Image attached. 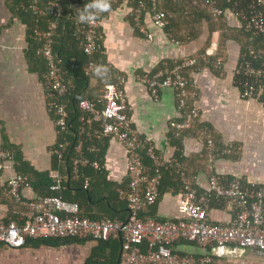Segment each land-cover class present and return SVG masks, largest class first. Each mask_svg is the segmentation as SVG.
<instances>
[{"label":"built area","instance_id":"1","mask_svg":"<svg viewBox=\"0 0 264 264\" xmlns=\"http://www.w3.org/2000/svg\"><path fill=\"white\" fill-rule=\"evenodd\" d=\"M62 0H27L21 3L38 16L51 15L42 30H35L41 45L36 53L40 55L46 65L49 79L48 90L45 93L46 106L56 118V127L67 124V103L58 101V97L67 94L60 59L53 50V33L57 26L56 19L62 12ZM107 0L110 7L107 10L91 9L94 18L88 22L75 21L74 35L87 56L84 67L86 75L110 77L112 82L105 84L103 93L95 98H83L78 102L82 112L79 119L77 143L74 147L77 154H81L83 137H110L119 142L127 151L126 173L128 183L125 187H117L118 197L126 202L128 214L125 219L100 218L91 219L80 213L77 202L67 201L59 196L50 195L37 200H21V185L25 176L15 173L7 183L8 193L17 200H21L25 209L21 212L22 220H0V242L5 246L17 249L24 246L25 236L30 237H66L80 236L92 239L109 240L121 238L119 264H229L243 259L246 250H264V182L247 183L240 175L228 180H222L218 175H209L207 187L199 189L192 181L194 176L188 177L180 162L174 155H164L156 146L142 136L133 126L127 102V93L123 88L126 75L119 70H112V65L102 56L101 18L108 13L115 12L129 5L126 15L135 27H140L144 15H149L152 23L162 29L176 44L181 41L172 37L169 30L171 13L162 8L163 0ZM227 6L216 5V0H208L211 13L217 16L233 17L236 29L248 35L251 42L254 38L261 39L264 45V0H225ZM92 0L84 2V8ZM27 7H25V5ZM82 10V11H83ZM145 36L152 38L145 32ZM215 48H208L206 53H214ZM202 56V54H201ZM174 65L158 68L154 72L134 74V79L148 88L156 98L162 88L171 89L177 98V107L184 115L181 122L171 120L169 125L175 129L189 128L194 119L199 117L195 99L197 97V70L200 68L199 57L194 55L182 56L173 60ZM216 68L223 66L222 59L214 63ZM187 75L183 71L190 69ZM233 74L243 77L239 92L242 98H252L260 91H264V55L253 45L247 44L240 50L238 61L234 65ZM94 81V80H93ZM192 100L193 105L186 110V101ZM185 113V114H184ZM209 146H213L210 138ZM69 145L68 141L59 143V147L51 148V154L61 156ZM231 146V145H230ZM229 146V147H230ZM232 148V146H231ZM230 148V149H231ZM94 150L95 147H90ZM230 149L218 151L224 154ZM145 156L151 160L156 169L168 165L180 177L179 192L185 201V216L176 219L158 220L152 217L142 219L138 211L156 202L159 195L160 172L150 174V166L144 163ZM0 158L9 159V152L0 150ZM91 165L94 169L103 167L97 159L89 161L86 157H76L72 161L71 175L78 177L82 166ZM49 175L57 177V172L50 170ZM88 185L85 178L84 187ZM59 188L58 184L51 189ZM222 199L225 207L232 213L230 220L225 222H211L207 212L212 200ZM187 241L200 246L201 254L178 253L173 244ZM221 259L217 262L215 259ZM223 261V262H222Z\"/></svg>","mask_w":264,"mask_h":264},{"label":"crops","instance_id":"2","mask_svg":"<svg viewBox=\"0 0 264 264\" xmlns=\"http://www.w3.org/2000/svg\"><path fill=\"white\" fill-rule=\"evenodd\" d=\"M125 5L126 7L115 12L105 14L101 18L100 29L106 61L112 68L126 75L123 88L131 107L133 126L164 155H174L178 149L184 156L201 153V133L184 137L180 148H176L171 142L172 127L169 123L171 120L180 121L182 116L174 92L169 88H162L154 98L146 86L134 79V74L152 73L165 60L173 61L182 56L193 55L204 44L208 33L206 25L203 33L196 39L176 44L152 23L149 15H144L140 27H135L125 14L129 6L127 3ZM226 20L230 27L237 28L233 17L228 16ZM145 32L152 38L145 36ZM217 39L218 33L214 32L210 47L215 50ZM27 47L25 23L12 15L8 0H0V150H5L1 147L5 136L8 143L19 148L23 159L32 167L47 170L51 165V148L56 141L57 130L46 106V86L37 72L29 68ZM240 50L238 41L227 40L226 49L219 57L223 61L222 68H216L215 61L211 66H200L195 73L198 79L195 99L198 119L210 126L223 147L215 150L207 166L208 170L199 171L194 176L195 184L201 188L207 187L209 175H218L222 180L240 175L247 183L264 182V91L252 98L240 97L239 87L233 79V68ZM105 142L102 165L108 179L120 187L127 180V151L113 138L107 137ZM221 149L230 150L222 155L218 153ZM15 173L12 158H0V220H10L12 212L18 216V222H21V212L25 206L13 209V200L6 190L8 180ZM21 193L26 200L37 197L30 186H23ZM184 205L185 201L179 191H168L158 198L154 215L159 219L181 218L185 216ZM125 210L127 211V207ZM207 217L211 222H225L231 219L232 213L225 204L211 205ZM93 243L94 241L91 246ZM41 246L54 247H23L26 250H37ZM173 246L177 252L182 253L201 254L203 251L200 246L187 241L176 242ZM59 247L65 248L64 245ZM48 250H45L46 254L41 259L37 257L39 262L14 260L10 264H53ZM246 257L251 261L260 260ZM242 260L235 264H240ZM57 264L63 263L58 261Z\"/></svg>","mask_w":264,"mask_h":264},{"label":"trees","instance_id":"3","mask_svg":"<svg viewBox=\"0 0 264 264\" xmlns=\"http://www.w3.org/2000/svg\"><path fill=\"white\" fill-rule=\"evenodd\" d=\"M26 1L27 0H8V6L12 15L20 19L26 25V39L28 41L26 51L27 62L29 68L37 72L40 76L47 91L49 79L47 77L45 61L36 53L37 48L41 45V40L37 37L35 30L44 29L47 24V19L49 17H53L51 15L38 16L29 9L21 8L20 4L25 3ZM85 1L86 0H62V12L60 17L56 19L57 26L53 33V50L60 59L64 83L67 87V94L63 97H58L57 100L67 103L68 119L65 126L56 127L57 137L52 147L58 148L59 143H63L64 141H68L69 145L66 150L63 151L61 156L56 153L52 154L51 165L47 170H37L32 167L28 161L23 159L19 148L14 144L8 143L5 136L1 147L9 152V156L13 160L16 172L26 177L21 185V188L25 185L30 186L36 192L37 197L32 200H37L45 196L56 195L64 200L77 202L80 213L90 217L91 219H125L128 212L125 210L126 202L118 197L116 189L119 185L108 179L106 170L103 167L100 169H94L89 164L82 166L79 170L77 178H73L70 173L72 161L76 157H86L89 161L97 159L100 164H103L102 154L106 143L105 139H107V137H83L84 141L81 154H77L75 152L74 147L77 143L76 139L78 125L80 123L79 119L82 115V112L78 107V102L83 98H95L100 96L103 93L105 84L113 81L110 77L95 76L93 77L94 81L91 82V76L94 75L89 76L85 74L84 67L87 62V56L84 54L82 47L74 35L75 21L78 18V14L83 10ZM207 1L208 0L162 1V8L164 11L166 13H171L169 25L165 28V30H169L173 38L181 42L196 39L203 33L206 25L208 33L204 44L193 54L194 56L199 57L200 66H211L213 62L217 61V59L223 55V52L226 49V42L229 39L238 41L241 45V49H243L245 45L251 44L262 55H264V45L261 43V39L254 38L251 42H249L248 35L240 29L233 28L232 26L230 27L225 16L212 14L210 12V3ZM127 2L130 4L131 1L127 0ZM216 2L218 7L228 5L225 0H216ZM24 5L27 7L26 4ZM137 32L139 34L142 33L140 31ZM214 32L218 33L216 51L214 53L207 54L206 51L212 44V34ZM99 55L105 60L104 53H98L97 57ZM164 64L169 67L174 65L172 60H165V62L160 63L157 68L164 67ZM112 70L115 69L112 68ZM190 70L191 68L186 69L183 71V74L187 75ZM233 79L239 87V90H241L242 86L240 82L243 81V77L234 75ZM186 104V110L189 111L193 105V101L187 100ZM50 113L54 120L56 115L52 111H50ZM183 117L184 115L182 114L179 122L184 120ZM199 133H201L203 137V148L201 153L184 156L179 149L174 153V156L180 162L182 169L188 177L195 176L199 171L206 172V170H208L207 166H209L210 159L213 158L212 156L215 154V150L223 147L215 138L210 126L206 123L200 122L198 117L194 119L189 128L175 129L172 127V132H170L171 142L176 148H180L184 137ZM208 138L212 140L213 146L208 145ZM92 146L95 147L94 150L90 149ZM143 157L144 163L150 166L148 171L150 174L156 172H160L161 174L158 185V198L168 191H179L181 180L172 167L165 165L156 169L152 166L151 160L145 156L144 151ZM50 170L57 172L58 175L56 178L49 175ZM211 173L212 172L209 174ZM85 178L88 180V185L86 187L83 186ZM192 182L200 190L203 189L195 184L194 181ZM127 183L128 178L122 182V186L120 187H125ZM54 184H58L59 188L56 190L51 189V186ZM6 190L8 191V187ZM9 196L13 200L15 206L13 209L16 210L17 208H24L22 201H26V199H23L22 195V201L17 200L10 194ZM156 202L140 209L138 211V216L142 219L152 217L162 220L154 215L153 210ZM223 204L224 201L222 199H215L212 200L210 206H221ZM11 213L10 219L20 221L17 219V215ZM88 241H94V243L89 248L88 254L83 260V264H116L120 251L118 238L95 240L91 237L80 236H25L24 246L30 245L32 247H38L40 245H47L58 247L68 244L84 245ZM0 245L5 244L0 242ZM178 253L184 254L182 252ZM215 260L217 262H221V259L219 258H216Z\"/></svg>","mask_w":264,"mask_h":264},{"label":"rangeland","instance_id":"4","mask_svg":"<svg viewBox=\"0 0 264 264\" xmlns=\"http://www.w3.org/2000/svg\"><path fill=\"white\" fill-rule=\"evenodd\" d=\"M92 241H88L84 245L79 244H68L64 245V247H43L40 249H25V247H20L17 249H13L10 247L0 246V264H10L14 260L23 261L27 263V261H35L39 262L41 257L45 256L46 249H49V258L52 260L53 264H57L58 261L63 264H82L83 259L88 254L89 248L91 247ZM37 257H40L37 258ZM60 260H59V259ZM252 259H248L245 255L242 262L240 264H264L263 260L259 261H251ZM261 261V262H260ZM235 264V263H233Z\"/></svg>","mask_w":264,"mask_h":264},{"label":"clouds","instance_id":"5","mask_svg":"<svg viewBox=\"0 0 264 264\" xmlns=\"http://www.w3.org/2000/svg\"><path fill=\"white\" fill-rule=\"evenodd\" d=\"M110 5L107 0H92L83 11L78 14V20L80 22H88L94 18V14L90 11L91 9L107 10Z\"/></svg>","mask_w":264,"mask_h":264},{"label":"water","instance_id":"6","mask_svg":"<svg viewBox=\"0 0 264 264\" xmlns=\"http://www.w3.org/2000/svg\"><path fill=\"white\" fill-rule=\"evenodd\" d=\"M127 211H128V208H127ZM119 243L121 245V238H119ZM245 255L248 256L249 258L264 260V250L249 249L248 251L245 252ZM119 261H120V258L118 257L116 264H119Z\"/></svg>","mask_w":264,"mask_h":264},{"label":"flooded vegetation","instance_id":"7","mask_svg":"<svg viewBox=\"0 0 264 264\" xmlns=\"http://www.w3.org/2000/svg\"><path fill=\"white\" fill-rule=\"evenodd\" d=\"M264 261V260H263Z\"/></svg>","mask_w":264,"mask_h":264}]
</instances>
